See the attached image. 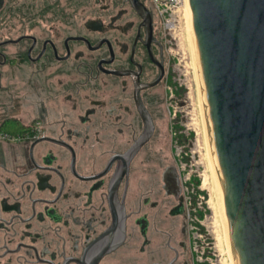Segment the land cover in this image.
<instances>
[{"label": "flooded vegetation", "instance_id": "af4514ba", "mask_svg": "<svg viewBox=\"0 0 264 264\" xmlns=\"http://www.w3.org/2000/svg\"><path fill=\"white\" fill-rule=\"evenodd\" d=\"M177 37L149 0H0V264H205Z\"/></svg>", "mask_w": 264, "mask_h": 264}, {"label": "water", "instance_id": "95a60500", "mask_svg": "<svg viewBox=\"0 0 264 264\" xmlns=\"http://www.w3.org/2000/svg\"><path fill=\"white\" fill-rule=\"evenodd\" d=\"M187 15L234 264H264V0H187Z\"/></svg>", "mask_w": 264, "mask_h": 264}, {"label": "rangeland", "instance_id": "374dc122", "mask_svg": "<svg viewBox=\"0 0 264 264\" xmlns=\"http://www.w3.org/2000/svg\"><path fill=\"white\" fill-rule=\"evenodd\" d=\"M176 32L175 56L178 59L177 83L179 96L174 106L181 115V126L189 138L191 166L199 179L198 207L203 213L200 226L203 232L195 233L193 251L199 262L205 264H232L229 254L226 229L219 209L214 188L208 146L204 134L203 117L196 84L191 50L186 35L185 16H181ZM234 264V263H233Z\"/></svg>", "mask_w": 264, "mask_h": 264}, {"label": "built area", "instance_id": "2783aa9c", "mask_svg": "<svg viewBox=\"0 0 264 264\" xmlns=\"http://www.w3.org/2000/svg\"><path fill=\"white\" fill-rule=\"evenodd\" d=\"M154 13L173 30L178 28L180 17L184 16L187 0H149Z\"/></svg>", "mask_w": 264, "mask_h": 264}, {"label": "bare ground", "instance_id": "6f19581e", "mask_svg": "<svg viewBox=\"0 0 264 264\" xmlns=\"http://www.w3.org/2000/svg\"><path fill=\"white\" fill-rule=\"evenodd\" d=\"M184 16H185V20H186V35H187L189 47H190V50H191L193 67H194V70H195L196 84H197V89H198V96H199L200 106H201V113H202V117H203L204 134H205V139H206L207 146H208L207 150H208V154H209V158H210V164H211V156H210V150H209V139H208V131H207V127H206L207 126L206 125V119H205L203 108H202V104H201L200 93H199V88H198V81H197V74H196V66H195V61H194V57H193V53H192L191 37H190L188 15H187V4H186L185 9H184ZM211 172H212V167H211ZM212 178H213L215 192H216V195H217L216 196L217 202H218L219 209H220V212H221V215H222V219L224 221L222 207H221L219 195H218V192H217V189H216V184H215V180H214V177H213V172H212ZM224 226H225V221H224ZM225 229H226V226H225ZM226 235H227V231H226ZM227 243H228L229 254H230V257H231L230 259H231L232 264H233L234 260H233V257H232V252H231V248H230V245H229L228 236H227Z\"/></svg>", "mask_w": 264, "mask_h": 264}]
</instances>
